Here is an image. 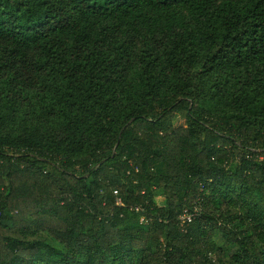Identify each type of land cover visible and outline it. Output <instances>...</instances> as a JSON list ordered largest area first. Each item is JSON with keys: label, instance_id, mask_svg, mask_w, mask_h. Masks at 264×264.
Wrapping results in <instances>:
<instances>
[{"label": "trees", "instance_id": "16d2710c", "mask_svg": "<svg viewBox=\"0 0 264 264\" xmlns=\"http://www.w3.org/2000/svg\"><path fill=\"white\" fill-rule=\"evenodd\" d=\"M0 264H264V0H0Z\"/></svg>", "mask_w": 264, "mask_h": 264}, {"label": "rangeland", "instance_id": "374dc122", "mask_svg": "<svg viewBox=\"0 0 264 264\" xmlns=\"http://www.w3.org/2000/svg\"><path fill=\"white\" fill-rule=\"evenodd\" d=\"M156 200H157V202H158L159 204H161V199L157 198ZM217 240H218V241H223V239H222L221 236H219V237L217 238Z\"/></svg>", "mask_w": 264, "mask_h": 264}, {"label": "built area", "instance_id": "2783aa9c", "mask_svg": "<svg viewBox=\"0 0 264 264\" xmlns=\"http://www.w3.org/2000/svg\"><path fill=\"white\" fill-rule=\"evenodd\" d=\"M118 204H121V203L118 202ZM137 211H138V209H137ZM182 219H183V220H188V221H190V220H191V217H190V216H185V217H183Z\"/></svg>", "mask_w": 264, "mask_h": 264}]
</instances>
